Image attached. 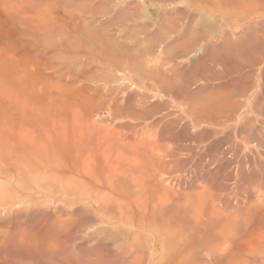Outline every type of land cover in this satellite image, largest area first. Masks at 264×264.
<instances>
[{
  "label": "bare ground",
  "instance_id": "1",
  "mask_svg": "<svg viewBox=\"0 0 264 264\" xmlns=\"http://www.w3.org/2000/svg\"><path fill=\"white\" fill-rule=\"evenodd\" d=\"M66 1L67 3L72 2ZM139 1L143 3L145 0H138V4ZM89 2H92V0H88V4ZM111 2H109V6L112 4ZM128 2L129 5L130 2L132 3L131 0H128ZM147 2L150 3L151 1L147 0ZM162 2H165V0ZM162 2L158 3L159 6L157 8L159 7V9L156 8V10H160ZM169 2H173L172 4H175V2L176 4L179 3L181 7L186 4L184 7L193 12L199 10L201 5H205L206 10L212 9L211 11L216 14L219 12L218 15L221 14V20L226 18L230 20V23L235 22L233 26H237L236 29L238 27L241 28V24H238V26L236 23L237 18L242 19L248 14L256 13H259L258 15H262V17L264 16V13H262L264 11V0H171ZM151 3L155 2L152 1ZM64 4L65 2L63 6L61 4L63 9L60 7L62 11H64V7L66 8ZM83 4L81 6L79 4L80 8H75L74 12L77 11V13L73 12L74 8L70 7V9L67 7L69 11L66 10L67 8L65 9L66 20H61L64 24L61 22L60 24L57 18L58 25L61 26H58L59 28L56 30H60L61 27L64 28L65 26L67 27L65 31L68 30L69 24L66 22L71 20V24H73L71 27L75 26V29L77 28L78 31H81L82 35L83 30L87 31V36L84 35L87 42L90 43V40H92L93 44L97 43L96 38H98L99 41L103 40L100 43L101 45L99 44L102 47V44L107 39H99L96 36L101 33L96 34V26L94 24L100 23L101 25L103 23H101L102 21L97 22L100 17L96 18L93 11V8H96L94 7L95 4L90 3L86 6ZM122 4H127L126 0H115L112 5L114 8H120ZM163 4L165 5V3ZM103 5H107L105 1ZM153 5L150 6L153 7ZM178 6L174 8L177 12L186 10H179L180 7ZM140 7L142 9L146 8L145 5ZM149 7L146 9H149ZM162 7L164 10L166 5ZM110 8V10L105 8L108 14L112 10V7ZM100 9L95 10L98 11ZM146 9L143 13L144 15L147 14L148 10L146 11ZM48 11L52 12L50 8ZM168 11L171 12L170 10ZM67 12L71 19L68 18ZM101 12L104 13L105 11ZM177 12L175 13L177 14ZM15 13L18 14L16 11ZM97 13L100 12L98 11ZM162 13L164 14V12ZM85 14H88V17ZM42 15L45 16V14ZM54 16H50L51 19ZM54 18L56 20V17ZM248 18H251V16L246 18L247 23L250 21ZM51 19H49L50 23H57L51 22ZM226 19L222 22H227ZM164 20L166 19L164 18ZM172 20L175 21L177 19H167L168 22L171 21V24ZM44 21L42 19L43 24L48 23V20ZM177 22L179 24L178 20ZM261 22L258 25L262 26ZM170 23L168 24L170 25ZM238 23H241V21ZM65 24H68V26ZM242 24H244L243 29L245 30L246 24ZM40 25L38 24V26ZM46 25L51 28L50 24ZM41 26L47 31L45 25ZM53 26L54 28L52 29L55 30L57 24ZM89 26L91 29L93 28L91 32H89ZM170 26H173V24ZM231 26L230 24L229 27ZM164 28L166 29L165 26ZM43 29L41 32L39 29L40 35H48L45 34ZM168 29L170 27L166 31ZM178 29L180 30V28ZM56 30L54 31L55 34L57 33ZM72 30L71 32L75 33L76 30ZM173 30L171 29L170 31ZM61 31L62 29L60 34H63V31L62 33ZM78 31L77 33L80 35L81 32L79 34ZM175 31L177 34L178 30L176 29ZM29 32L31 33V31ZM178 32L180 34V31ZM228 32L230 33V31ZM68 33L69 36H72L71 39H78L70 31ZM262 34L264 35L263 32ZM63 35H67V33ZM220 36L226 37L225 35ZM249 36L248 38L251 41L253 38L251 39V36ZM67 37L65 36L64 38L67 39ZM256 37H254L255 42L252 40L254 45L249 44L251 43L250 41H248L249 43L246 41L248 44V51L246 52L244 51L245 48L243 49L239 45L240 41L238 44L235 41L232 42L233 40L229 38L228 41L227 37L224 38L225 43L227 41L230 42V40L232 43L229 45L227 42L225 45L223 41L224 50H228L224 52V55H218L220 53L213 55L216 59L214 62L227 65V69H230L229 65L232 61L229 59L233 55L237 57L239 54V57H237V60H239L247 57L253 51H255L253 54L259 53L256 52L259 50L261 53L258 54L260 58L261 55H264V44H261L264 41L260 45L257 40L263 36L257 37V40ZM240 39L242 41L244 38ZM109 41H106V45L109 44ZM260 41L258 40V42ZM243 43L245 44V42ZM63 45L66 46V44ZM56 47H52V50L56 49L57 51ZM106 47L102 48L105 50ZM245 47L247 49V46ZM48 48L51 50L50 47ZM102 48L97 47L96 50H99L95 54L101 53ZM43 49L47 50L46 48ZM107 49L105 50L106 52L108 51ZM241 49L242 52L249 54L246 55L241 52L242 55H245L242 57L240 55ZM78 51H75L77 53L71 59L68 57L70 59L68 61L66 60L68 58L64 57L67 62H71L76 57L75 60L68 64H63L65 60L61 62L60 59L59 61L62 64L60 62L57 64L49 63L55 59L53 55V60H49L50 58L47 57L49 62L45 64L47 59L43 55L48 53H43L42 55L46 60L39 56L43 59H41L43 62L44 60L46 62H40L44 65V68L38 62L41 67L37 65V68H40L39 70L42 68L44 71L48 70L49 72L47 71V75L42 73L39 76L40 79H36L37 81H35L37 76H34V73L33 79L29 75L28 77L31 79L26 77L30 79V82L34 80V84L43 78L45 79H43L45 82L41 81L40 84L43 85V88L41 87L42 89H40L38 87L36 92L35 90L31 91L24 89V87L22 88L21 85L26 83L25 86H27L28 83L26 81L24 83V80H20L23 82L22 84H19L18 78L14 80L18 79L19 83L12 81L14 76L12 78L11 74L14 71V62L8 61L9 64H12L10 66L7 61L0 59V264H264V166L262 167V164H260V158H255L254 156L258 154L257 156L264 157V130H262L264 127L261 126L264 121L257 119L259 114L257 116L252 112L254 109H259L254 107V105H249L252 103L250 99L242 101L246 97L241 93H246L247 91L242 89L243 92L241 93L239 91L235 92L234 89L237 86L234 85L236 88L232 89L234 90L232 93H236V95L228 91V94H231L230 97L226 96L227 99H225V96H219L222 101L217 102L219 101L217 100V105L215 98L212 97V100L210 98L209 101H214V105H209L206 102V105L203 103L200 106L197 105L200 98L198 97V101L195 98L201 87L193 89V86L190 85L191 80L189 78H187L188 81L187 79L184 80L182 74L183 77H180L182 80L175 78V73L179 69H176L173 65L174 59L177 60L176 57L178 56L183 62L182 59L184 57L182 58V54L180 55L181 57L178 54L176 56L172 55L173 58L175 57L174 59L170 57L173 62L170 61L172 66L169 68L167 67L168 63L166 65L162 60V63L160 61L154 63L157 60H155V57L153 59L150 52L148 56H150L149 58L152 57L154 64L151 62L152 60L147 57L149 61L145 57L147 55L144 57L148 61L146 59V61L143 60L145 64L146 62L153 64H148L149 69H147L148 65H145L147 66L145 68L139 67L140 64L137 65L139 61L136 59L134 60L137 63L131 64V59L133 60L131 56L132 58L130 57L129 62L125 61L131 65H124L125 69L121 64V59H117L119 57H115V60L112 57L113 62L108 57L111 62L107 64L106 62H109L107 61L108 59L106 58L107 60H105L102 55L103 58L99 57V54L96 59L89 55L94 60L92 61L94 62L93 64L90 60L88 61L90 58L78 60L77 58H84V56L80 55L83 50ZM85 51L84 54L87 53ZM51 53L53 52L51 51ZM107 53L109 54L111 51ZM211 54L209 53L210 56ZM229 54H231L230 57L228 56ZM153 55L155 56L154 53ZM209 55L207 56L209 57ZM57 56H55L56 59ZM161 56L162 54L159 55V57ZM167 56H164L165 59ZM156 57L158 58L157 54ZM208 57L202 58L213 59L211 58L212 56ZM251 57L249 58L251 59ZM64 58H61V60ZM170 58L167 57V60ZM255 58L253 57L254 62ZM187 59L189 60V58ZM187 59H184V62H188L185 61ZM261 59L262 57L260 59L257 57L254 65L260 64ZM181 61L179 62L182 63ZM194 61L197 62L196 59ZM204 61L197 64V68L201 64V67H204L205 63L208 62ZM176 62L178 66L180 63ZM189 62L191 61L189 60ZM250 62L253 64L252 59ZM140 63L142 64V62ZM82 64L94 67L87 69ZM104 64H107V66ZM78 65L86 68L78 69L77 67H80ZM248 65L249 63L245 64V66ZM232 66L230 67L232 68ZM236 66L238 67V65ZM201 67L198 69L202 70ZM223 67L225 68V66ZM172 68L176 69L175 73L172 72ZM183 68L181 67V69ZM123 69L130 74L125 76L126 72H123ZM94 70L95 74L97 70L98 76V71L103 75L102 77H96L97 80L99 79L98 81L94 79V74H92L93 77L90 76L92 72L94 73ZM178 72L179 74L181 73L180 71ZM8 73L11 74L8 76ZM218 73L220 72L218 71ZM124 77H127V79L134 78L133 80L131 78L133 83L139 79L140 82L141 80L143 82L146 81L145 84L148 81H152V83L148 82L147 86L145 85L146 88L150 89V92H147L149 91L147 88V90L144 89L143 93L156 92L157 96L154 93L152 95L154 94L157 97V101L159 99V102L164 103V105H168L170 100L171 103L172 101L176 102V110L177 105L178 107L181 106L182 109L185 107L183 114L172 117L175 109L169 108L171 105L165 106L168 107V110H171L167 112V108L165 109L164 105L158 104L155 100V104L157 103V105H161L165 109L164 112L158 111L161 106H153V96L149 97L148 94L147 100L145 99L144 101L145 95L142 98L141 91L139 96L135 95L136 97L138 96L137 99L142 98L141 101L137 100L138 103L140 101L141 105L137 106V103H135L132 106L131 104L136 102L135 100L133 103L127 102V106H124L122 104V102L125 103L123 100L124 95L127 97V94H131V91L128 93L127 86L126 88L123 86L124 88L121 90L122 86L118 85H121L126 80ZM54 78H57L58 82H56L58 84L55 83ZM175 79L177 80L175 81ZM225 79L227 80L226 77ZM127 81L131 84V81ZM194 81L196 80L191 83ZM99 82L101 83L98 84ZM202 83L199 81V84ZM206 83L208 84V82ZM136 84H139V82ZM202 86L204 87L205 84ZM241 86L243 87V85ZM220 87L218 88L221 90L223 87ZM131 88L129 87L128 90ZM38 89L39 91L37 92ZM137 89L134 90L137 91ZM113 90L115 93L112 92ZM120 90L127 93L122 94L123 92ZM134 90L132 89V93ZM135 91V94H139V92ZM84 92L88 93H86L87 96ZM208 92L206 93L209 95L210 93ZM213 92H216V90ZM213 92L210 96H213ZM90 93L92 94L90 95ZM147 93L145 94L147 95ZM121 94L123 97H120ZM207 94H205V97ZM148 97L149 100H152L151 106H153V109L158 107V115L155 114L157 111L153 110L155 111L154 113L152 107H149V103L147 104ZM156 97H153V99ZM67 98H72L73 102L80 100V108L84 103L82 106L85 107L81 108H84V111L81 112V109L77 108L75 110L74 104L70 106L71 108L68 107L71 104L67 102H71L72 99L66 101L65 99ZM133 98L135 99V97ZM259 98H256L257 101H259ZM74 99L76 100L74 101ZM251 100L254 101L255 99L251 98ZM64 101L68 105L66 104L67 107L63 108H68V112L70 111L69 108L72 109L73 107L74 113H67L61 108L65 105H63ZM204 101L206 100L204 99ZM263 101L264 99L261 97L257 106L260 102L262 104ZM221 102H226V104H221ZM254 102L253 104L257 103ZM218 103L222 106H218ZM262 105L264 107V103ZM134 106L141 107L135 108ZM244 106L248 107L247 111H242ZM249 106L251 107L249 108ZM180 108L178 110L182 111ZM249 109L252 111H249ZM77 110L78 112H76ZM103 110L108 111L107 117L103 118L101 117L102 115H99L96 119L95 116ZM257 110L255 112L262 114L260 110ZM248 112L257 116L253 118L254 123L252 122V125L254 126L250 124L251 122H246L251 117ZM179 113L177 115H180ZM170 117L172 118L169 119ZM103 120H107L106 122L111 121L112 125H110V122H108L109 125H103L105 124L102 122ZM255 121L261 124L259 128ZM246 123L250 124V126ZM220 135H224L223 138L221 137L222 139H219ZM246 152L250 154L248 153L247 155ZM239 153L241 156L244 154L245 157L243 156V159L239 158ZM251 154L254 156H251L253 159L249 157Z\"/></svg>",
  "mask_w": 264,
  "mask_h": 264
},
{
  "label": "rangeland",
  "instance_id": "2",
  "mask_svg": "<svg viewBox=\"0 0 264 264\" xmlns=\"http://www.w3.org/2000/svg\"><path fill=\"white\" fill-rule=\"evenodd\" d=\"M58 1H59V3H58ZM74 3H72V2ZM80 3H79V2ZM89 1H91V0H89ZM96 0H92V2H89V4L90 3H92V4H95L94 5V7H96V8H93V11L95 12V16H96V18L97 17H100V18H98L97 19V22H101V23H103V24H101L102 26H104V27H102L101 25H100V23H95L94 25L96 26V30H95V32H96V34H98V33H101V34H103V35H96L97 37H99V39H107V40H110L108 43L109 44H107L106 45V41L107 40H105L104 42V44H102L103 46V48L104 47H106L105 48V50L107 49L109 52L111 51V53H107L100 45V43L101 42H103V40H98V38H96L97 39V43H94L95 44V46H94V44H93V42H92V40H90V43L89 42H87L86 41V38H85V36L84 35H86L87 36V31H85V30H83V35H82V32L81 31H78V29L76 28L75 29V26L72 28L71 26L73 25V24H71V20H69V22H66V23H68L69 24V26H68V24H65V25H67L68 26V30L70 31V33L71 34H73V36H75L76 38H78V39H71V37L72 36H69L68 34V30H66L65 31V28H67L66 26L64 27V28H60V30L62 29V31H63V34H66L67 33V35H68V37H67V35H63V34H60V30L58 31V30H56L57 28H59L61 25H58V22L60 23H63V21H65L66 19V11H65V9L67 8V7H71L72 9L74 8V10H73V12L75 11V8H80L79 7V4H80V6L83 4V5H89L88 4V0H69V2H71L72 3V5H71V3H67V1L66 0H0V59L1 60H4V61H7V63H8V61H11L13 64H15V65H13L14 66V71H13V73H12V70H11V73L13 74H11V73H8V76H9V74H11V76H12V78H13V76H14V78H13V80L12 81H15V82H17V83H19L18 82V79H19V81L21 80H24V83H25V81L26 82H28L27 83V86H25V84H23V85H21L22 86V88L24 87V89H28V90H31V91H34L35 90V92H36V89L38 88V87H40V89H42L43 87V85H40L41 84V81L43 82L44 80L42 79V80H40L39 82H36L35 84H34V82L35 81H37L38 79H40V77L39 76H41L42 75V73L44 74V75H47V73L49 72L48 70V72L46 71H44L42 68H41V70H39L38 68H37V65H38V67H41V65L43 66V68H44V65L42 64V63H40V62H43L42 60L43 59H47V57H49L50 59L49 60H53V57H52V55L54 56V60L53 61H51V62H49V60L47 59V63H45L46 61V59L44 60V62L43 63H45V64H48V62L49 63H59L60 61L61 62H63V60H65V58L64 57H70V59L73 57V56H75V53H77V52H75L76 50L78 51V52H80L81 50H83V51H81V53H80V55H82V57L84 56V58L82 59L81 57L80 58H77L78 60L80 59V60H86V59H88V58H90V56H92L94 59H96V57L97 56H99V54H100V56L99 57H104L105 58V60H107L108 59V57H110L109 59H111L112 57H114V58H112L113 60H115L116 58L115 57H119V58H117L118 60H120L121 59V61H122V66L123 67H125V66H128V64L129 65H131L132 63H137L136 62V60L137 61H139V63H137V65H139V67L140 66H142L141 68H145V67H147V66H145V65H148V64H150L151 62L153 63V59H154V57H155V60H157V61H154V63H156V62H158V61H160L161 63H162V61H163V63L164 64H166L167 65V63H168V66L167 67H171L172 65H171V63H170V61H172L171 60V58L170 57H172L173 58V56L172 55H174V56H176L177 54L180 56L181 54V56H182V60H183V62L178 58V56L176 57V59L177 60H175L174 58V61L176 62V61H181L182 63H178L179 65L177 66V62H176V64H174L173 63V65H174V67L176 68V69H179V70H177L176 71V69L175 68H172L173 70H172V72H174V71H176V73L178 72V71H180L181 73L179 74V72L177 73V75H176V73H175V78H180L182 75L184 76V80H186L187 78H189L190 80H191V82L193 81V80H196V81H194L193 83H195V84H197V85H195V84H193V83H191L190 82V80H189V82H190V85H192L193 87V89H197L196 87H201V89H199L200 91L198 92V94H196V98H195V100H197L198 101V99H199V101H198V103H197V105H203V103L205 104L206 102H207V104H209V105H214L215 104V102L217 101V100H219V101H217V102H220V101H222V99L220 100V97L219 96H225V99H227V97L226 96H229L230 97V93L228 94V91L229 92H231L232 93V91H234L235 90V92H238L239 91V93H241V92H243V90H246L247 92L246 93H241V94H243L246 98H244L243 100H242V98H241V100L242 101H244L245 99H246V101H247V99H250V101H252V103H250L249 105H254V107H257L260 111H261V113L262 114H260V113H258V112H255L256 110L254 109V107H252V109H254L253 111L251 110V109H249V111H252V112H254V114H256L257 116H258V114H259V118H257V119H261L262 121H264V107H263V103H264V101L262 102V104H261V102L259 103V105L257 106V104H258V102L260 101V98L262 97V99H264V97H263V95H264V91H263V89H264V55L262 56L261 55V57H262V61H260V64H255L254 65V63L256 62V60H257V57H258V59H260L259 58V56L260 55H258L259 53H260V51L259 50H257L256 52H259V53H254V54H257V55H254L253 54V52H255V51H253V52H251L250 53V55H248V54H246V53H244V52H242V49L240 50V55H242L241 54V52L242 53H244V54H246V55H248L249 57H251V55H252V57H251V59H252V61H253V64H251L252 62H250L251 61V59L247 56V57H244V58H241V56H240V58L242 59V62H241V59H239V60H237V57H239V54H238V56L236 57V56H232V58L230 57V55L231 54H229L228 56L230 57V61H232V62H230V65H229V68L230 69H227L228 67H226L227 65H222V64H219L218 62L216 63V62H214V61H216V59H215V57H213V55L215 56L216 54H218V53H220V54H218V55H224V52L225 51H227L228 49H226V50H224V47L225 46H222L223 45V41L225 40L224 38H226L227 37V39L229 38V39H231V40H233L232 42H234L235 41V43H238L239 44V41H240V46L244 49L245 48V52L246 51H248V44H247V42L248 41H250L249 40V38H248V36L250 35L251 36V39L252 40H254V42H255V38L254 37H264V35L262 34V32L264 33V28H263V24H264V16L262 17V15H258L259 13H256L257 14V16H256V14H248L246 17H243L242 19H239V18H237V20H236V23H237V25L238 24H241V28L240 27H238V29H236V27L237 26H233V25H235V22H233V23H230V20H227L226 18H224L223 16H222V18H224V19H226L227 20V22L228 23H230L232 26L231 27H229L230 26V24L227 26V22H225V23H227V24H225V23H223L224 22V19L223 20H221V14L220 15H218V13L216 14V13H213L214 11H211L212 9H210V10H206V7H205V5H201V8L204 6L205 7V10H204V7L201 9H199V10H196V12H193V11H190L189 9H186L185 7H184V5H186V4H183L182 6L183 7H181V5L179 4V3H177L176 4V2H175V4H172L173 2H169V1H171V0H168V1H166L165 0V2H162L163 0H148V1H153V2H155V3H149V2H147V0H145L144 2L146 3H142V1L140 2L139 1V4L140 3H142V4H138L137 2H138V0H131L132 1V3L130 2V5H129V2H128V0H126V3L127 4H122V6H120V8H114L113 7V2L115 1V0H103V2H101L102 0H97L96 1V3H94ZM104 1H105V4H107L106 6L105 5H103L104 4ZM123 1H125V0H123ZM130 1V0H129ZM162 2V4L160 5V12L158 11V10H156V8H157V6H159V4L158 3H161ZM28 2V3H27ZM65 2V4L64 5H66V8L64 7V11H62V9H63V3ZM77 3V5H75L76 3ZM109 2H111L112 4H110V6H109ZM32 3H33V6H32ZM62 4V6H61V4ZM69 4V5H71V6H69V5H67V4ZM149 3V4H148ZM157 3V4H156ZM163 3H165V5H166V7L164 8V10H163V7L162 6H165ZM97 4V5H96ZM98 4H100L101 5V7H100V5H98ZM133 4V5H132ZM138 4V5H137ZM153 4H155V5H153ZM209 4V3H208ZM31 5V6H30ZM39 5V6H38ZM57 5V6H56ZM60 5V6H59ZM73 5H74V7H73ZM124 5V6H123ZM143 6V5H145V7H146V5H153V7L152 6H147L146 8H148L149 7V9H146V15H144L143 13L145 12V9L143 8H141L140 6ZM180 7L179 8V10H185V11H179V12H177V10L176 9H174L175 7ZM37 6V7H36ZM59 6V7H58ZM76 6V7H75ZM98 6V7H97ZM102 6H103V8H102ZM105 6V7H104ZM126 6V7H125ZM155 6V7H154ZM62 9H61V8ZM110 7H112V10L111 11H109L111 8ZM122 7V8H121ZM124 7V8H123ZM171 7V8H170ZM33 8V9H32ZM49 8H50V10L53 12H49L48 10H49ZM70 8V9H71ZM77 8V9H78ZM99 8H101L100 10H98L100 13H97L98 11L97 10H95V9H99ZM105 8H106V10H107V8L109 9L108 11H109V14H108V12H106V10H105ZM140 8H141V11H140ZM155 8V9H154ZM170 10L171 12H169L168 10ZM182 8V9H181ZM184 8V9H183ZM82 9H84V7H82ZM103 9V10H102ZM119 11H118V10ZM157 9H159V7L157 8ZM163 11H162V10ZM173 9V10H172ZM59 10H61V11H59ZM66 10H68L69 11V9L67 8ZM80 10V9H79ZM115 10V11H114ZM128 10V11H127ZM144 10V11H143ZM175 10V11H174ZM13 11V12H12ZM15 11L18 13V14H16L15 13ZM82 11H84V10H82ZM81 11V12H82ZM101 11H105L104 13L103 12H101ZM143 11V12H142ZM158 11V12H157ZM167 12V14H166V12ZM61 12V13H60ZM64 12V13H63ZM70 12H72V10H70ZM80 12V11H79ZM78 12V13H79ZM112 12V13H111ZM117 12V13H116ZM127 12V13H126ZM141 12V13H140ZM162 12H164V14L162 13ZM169 12V13H168ZM175 12H177V14L175 13ZM186 14H185V13ZM188 12V13H187ZM192 12V13H191ZM208 12V13H207ZM48 13H51V14H48ZM74 13H77V11L76 12H74ZM156 13V14H155ZM182 13V14H181ZM185 15H184V14ZM262 13H264V11H262ZM261 13V14H262ZM42 14H45V16H43ZM48 14V15H47ZM53 14V15H52ZM155 14V15H154ZM15 15V16H14ZM55 15V16H54ZM64 15H65V17H64ZM69 15V13L67 12V16ZM86 15V17H88V14H85ZM105 15H106V17H105ZM136 15V16H135ZM181 15V16H180ZM215 15V16H214ZM255 15V16H254ZM52 16H54V17H56V20H54L55 18L53 17V19H51V17ZM89 16H91V14H89ZM145 16H147V17H145ZM151 16V17H150ZM183 16V17H182ZM249 16H251V18H248V20H250L248 23H247V17H249ZM252 16H254V17H252ZM259 16H261V17H259ZM10 17V18H9ZM41 17V18H40ZM43 17V18H42ZM49 17V18H48ZM142 17H143V19H142ZM150 17V18H149ZM156 17V18H155ZM166 19V20H164V18ZM179 17V18H178ZM188 17V18H187ZM57 18H58V22H57ZM68 18L69 19H71V17L70 16H68ZM67 18V19H68ZM105 18V19H104ZM146 18H149V19H146ZM153 18V19H152ZM175 18L179 21V24H178V22H177V20H175ZM13 19V20H12ZM41 19V20H40ZM42 19H43V21L44 20H48V23L46 22V24H50V26H51V28L50 27H48L45 23L43 24V22H42ZM49 19H51L52 21L51 22H57L56 24H57V27L55 28V30L57 31V33L55 34V30L54 29H52V28H54V26L53 25H56V24H52V23H50V20ZM59 19H60V21H59ZM63 19H65V20H63ZM91 19V18H90ZM146 19V20H145ZM167 19H169V20H171V19H174L175 21H173L172 22V24H173V26H170V25H172L170 22L171 21H167ZM183 19V21L181 22V20ZM229 19V18H228ZM234 19H236V18H234ZM238 19H239V21H241V23H238L239 21H238ZM243 19H244V21H243ZM257 19V20H256ZM54 20V21H53ZM61 20H63V21H61ZM144 20V21H143ZM233 20V19H232ZM246 20V21H245ZM263 20V21H262ZM15 21V22H14ZM41 22V25H45L47 28V31H45L43 28H42V26L40 25V22ZM68 21V20H67ZM148 21V22H147ZM223 21V22H222ZM234 21V20H233ZM255 21H257V23H255ZM262 21V22H261ZM39 22V23H38ZM45 22V21H44ZM163 22V23H162ZM170 23V25L168 24V23ZM176 22V23H175ZM232 22V21H231ZM252 22V23H251ZM259 22H261L262 24V26H260V25H258V24H260ZM60 23V24H61ZM184 23V24H183ZM242 23H247L246 24V26H245V30L243 29L244 28V24H242ZM38 24L41 26H38ZM52 24V25H51ZM64 24V23H63ZM62 24V25H63ZM71 24V25H70ZM162 24H164V25H162ZM166 24V25H165ZM180 24H182V25H180ZM222 24H224V25H222ZM250 24V25H249ZM24 25V26H23ZM94 25H93V27H94ZM167 25H168V27H167ZM176 25H178L177 27L178 28H180V30L177 28V27H175ZM248 25V26H247ZM258 25V26H257ZM22 26V27H21ZM45 26H44V28H45ZM59 26V27H58ZM99 26V27H98ZM164 26L166 27V29L167 28H169L170 27V29H168V31H166V29L164 28ZM182 26H183V28H182ZM221 26H224V27H226V28H224V27H221ZM239 26V25H238ZM243 26V27H242ZM39 27V28H38ZM71 27V28H70ZM153 27V28H152ZM178 30V31H180V34H179V32L177 31V34H176V29ZM228 27V28H227ZM26 28H27V30H26ZM43 29V31H45V34H48V35H43L42 33V35H40V33H39V29H40V32L42 31V29ZM50 28V29H49ZM76 30L75 31V33L74 32H71V30ZM88 28H89V30H88ZM87 28V30L89 31V32H91V30H93V28L91 29V27L89 26ZM97 28H98V31H97ZM101 28H102V30H101ZM103 28H104V30H103ZM161 28H163V29H161ZM173 28H174V30H173ZM232 29V31H231V29ZM262 28V29H261ZM64 29V30H63ZM173 30V31H170V30ZM242 29V30H241ZM54 30V31H53ZM72 30V31H73ZM106 30V31H105ZM29 31H31V33L29 32ZM62 31H61V33H62ZM77 31L79 32V34H80V32H81V34L80 35H78V33H77ZM84 31H85V33H84ZM104 31V32H103ZM162 31V32H161ZM163 31H165V32H163ZM221 31H223L221 34H220V32ZM226 31H227V33H226ZM228 31H230V33L228 32ZM262 31V32H261ZM29 32V33H28ZM48 32H50V33H48ZM52 32V33H51ZM53 32H54V34H53ZM59 32V33H58ZM157 32V33H156ZM175 32V33H174ZM261 32V33H260ZM77 33V34H76ZM224 33V34H223ZM227 35H226V34ZM229 33V34H228ZM260 33V34H259ZM31 35V36H29V35ZM70 34V35H71ZM176 34V35H175ZM23 35V36H22ZM32 35H33V37H32ZM195 35V36H194ZM217 35V36H216ZM220 35H225L226 37H224V36H220ZM231 35H233V36H231ZM247 35V36H246ZM259 35H262V36H259ZM67 37V39H65L64 37ZM79 36V37H78ZM102 36V37H101ZM105 36V38H103ZM157 36V37H156ZM171 36H172V38H171ZM220 36V37H219ZM249 36V37H250ZM101 37V38H100ZM194 37V38H193ZM224 37V38H223ZM244 38L245 39V41H244V39L241 41V39L240 38ZM257 37H256V40H257ZM260 38L261 39V41H260V39H258L260 42H258V40H257V43L258 44H260L262 41H264V38ZM33 38H34V40H33ZM69 38V39H68ZM89 38V37H88ZM88 38H87V40H88ZM168 38V39H167ZM170 38H171V40H170ZM176 38V39H175ZM221 40H220V39ZM248 38V40H246ZM63 40V43H62V40ZM71 39V40H70ZM149 39H151V40H149ZM178 39V40H177ZM223 39V40H222ZM229 39H228V41H229ZM239 39V40H238ZM263 39V40H262ZM73 40V41H72ZM231 40H230V42H226L227 44H229L230 45V43H232L231 42ZM236 40H238L237 42H236ZM252 40L250 41L251 43H249V44H252V45H254V42L252 43ZM65 41H67V42H65ZM89 41V40H88ZM99 41V42H98ZM113 41V42H112ZM185 41V42H184ZM217 41V42H216ZM247 41V42H246ZM73 42V43H72ZM75 42V43H74ZM92 42V43H91ZM243 42H245V44H247V45H245L244 43H243V45H241ZM47 43V44H46ZM188 43V44H187ZM216 43V44H215ZM219 43V44H218ZM226 43H225V41H224V44L226 45ZM63 44H66V46H67V48H65L66 46L65 45H63ZM99 45V46H97V45ZM185 44V45H184ZM261 44H264V42L263 43H261ZM260 44V45H261ZM47 45V46H46ZM70 45V46H69ZM74 45V46H73ZM109 45V46H108ZM110 45H111V47H110ZM155 45V46H154ZM216 45V46H215ZM44 46V47H43ZM57 46V47H56ZM65 46V47H64ZM81 46V47H80ZM163 46V47H162ZM228 46V45H227ZM226 46V47H227ZM244 46V47H243ZM245 46H247V49H246V47ZM46 48L47 50L49 49L48 47H50L51 48V50L49 49V51L51 52H53V53H51L50 54V52L49 51H47V50H45V49H43V48ZM52 47H56L57 48V51H56V49L55 50H52L53 48ZM78 47H80L79 49H78ZM95 47V48H94ZM97 47H99L100 49L102 48V51H101V53L99 52V54H95L96 53V51L98 52V50H96L97 49ZM110 47V48H109ZM149 47H150V49H149ZM154 47V48H153ZM157 47V48H156ZM181 47V48H180ZM153 48V49H152ZM178 48V49H177ZM183 48V49H182ZM201 48V49H200ZM213 48V49H212ZM92 49V50H91ZM110 49V50H109ZM37 50H38V52H37ZM41 52H40V51ZM75 50V51H74ZM84 50H86L85 52H87V53H85L84 54ZM89 50H91V51H89ZM95 50V51H94ZM154 50V51H153ZM170 52H169V51ZM208 50H210V51H208ZM223 50V51H222ZM159 51V52H158ZM166 51V52H165ZM167 51H168V53H167ZM185 51V52H184ZM191 51H193L191 54H190V52ZM207 51V52H206ZM212 51V52H211ZM56 52V53H55ZM83 52V53H82ZM151 52V54H149V55H151L152 57H153V59H152V57L151 58H149L150 56H148V53H150ZM157 52V53H156ZM160 52H162V53H160ZM187 52H189L188 53V55H186L187 54ZM43 53H48V54H45V55H43ZM59 53V54H58ZM91 53V54H90ZM115 55H114V54ZM153 53L155 54V56L153 55ZM195 53V54H194ZM206 53H207V55H209V53L211 54V56L209 55V57H211V58H213L212 60L206 55ZM223 53V54H222ZM228 53H230V52H228ZM239 53V52H238ZM61 54H63V55H61ZM93 54V55H92ZM114 56H113V55ZM156 54H157V56H158V58L156 57ZM160 54H162V59H161V57H159V55ZM167 54H168V56H167ZM197 54V55H196ZM225 54H227V53H225ZM261 54V53H260ZM45 57H43V56ZM48 55H50V56H48ZM59 57H58V56ZM72 55V56H71ZM87 57H86V56ZM90 55V56H89ZM96 55V56H95ZM102 55V56H101ZM108 55V56H107ZM145 55H147V56H145ZM167 56V57H169L170 59L169 60H167V57H166V59H165V57L164 56ZM185 55H186V58H185ZM193 55V56H192ZM39 56H41L42 58H40ZM55 56H57V59H56V57ZM133 57V60L134 59H136V60H132L131 59V64L130 63H126L128 60H130V57ZM140 56V57H139ZM147 58H149L150 60H152L151 62H149V63H147L146 62V64H145V61L148 59H146L145 57ZM180 56V57H181ZM243 56H245V55H242V57ZM257 56V57H256ZM102 57V58H103ZM127 57V58H126ZM131 57V58H132ZM203 57V58H209V60L208 59H201V58ZM235 57H236V60H235ZM253 57L255 58V62H254V59H253ZM4 58V59H3ZM61 58H64V59H62L61 60ZM75 58L76 57H74V59H72V60H75ZM93 58H90V59H88V61L90 60V62L91 63H93L94 64V62H92V61H94L93 60ZM98 58V57H97ZM107 58V59H106ZM125 58V59H124ZM157 58V59H156ZM187 58H189V60L191 61V62H189V60L187 59ZM201 60V62H200V60ZM248 58H249V60H248ZM12 59V60H11ZM42 59V60H41ZM59 59H60V61H59ZM69 58L68 59H66L67 61L68 60H70ZM107 60V61H109V62H106L107 64H109L110 62H111V60ZM146 59V60H145ZM148 59V60H149ZM158 59H160V60H158ZM179 59V60H178ZM184 59H187V60H185V61H188V62H184ZM197 60V62H199V63H197L196 61H194V60ZM233 59V60H232ZM243 59H245L246 60V62H245V60H243ZM14 60V61H13ZM65 60V61H66ZM72 60H71V62H72ZM113 60H112V62H113ZM123 60H124V62H123ZM143 60H145V61H143ZM147 60V61H148ZM149 60V61H150ZM162 60V61H161ZM165 60V61H164ZM166 60H167V62H166ZM203 60V61H202ZM204 60H206V61H208L207 63H205V65H204V67H206V68H204L203 66V68L201 67V65L199 66L198 65V68H200L201 67V69L202 70H204V71H202V70H200V69H198L197 68V64H200V63H203V62H205ZM57 61V62H56ZM63 62V64L65 63H71L70 61L69 62ZM117 61V60H116ZM115 61V62H116ZM126 61V62H125ZM194 61V62H193ZM239 61H240V63H239ZM248 61V62H247ZM41 64L40 66H39V63ZM60 62V64H62ZM129 62V61H128ZM140 62H142V64L140 63ZM166 62V63H165ZM173 62V61H172ZM119 63H120V61H119ZM124 63V64H123ZM151 63V64H152ZM153 63V64H154ZM184 63V64H183ZM193 63V64H192ZM195 63H196V65H195ZM216 63V64H215ZM233 63H235L234 65H233ZM249 63V65L248 66H245V64L247 65ZM9 64V63H8ZM92 64V65H93ZM107 64H104L105 66H107ZM143 64H144V67H143ZM152 64V65H153ZM184 66H183V65ZM233 66H232V65ZM10 66H12V64L10 63L9 64ZM82 65H84V64H82ZM125 65V66H124ZM135 65V64H134ZM170 65V66H169ZM221 65V66H220ZM236 65H238V67L236 66ZM259 65V66H258ZM46 66V65H45ZM78 66H80V67H77L78 69H84V68H86L87 67V69H89V68H93L94 66H87V65H84V66H86V67H84V66H81V65H78ZM208 66V67H207ZM222 66H225V68L223 67L222 68ZM230 66H232V68L230 67ZM82 67H84V68H82ZM181 67L183 68V69H181ZM237 67V68H236ZM257 67V68H256ZM260 67V68H259ZM109 68V67H108ZM12 69V68H11ZM125 69H126V67H125ZM147 69H149V65H148V68ZM175 69V70H174ZM206 69V70H205ZM224 69H226V70H224ZM39 71V73H41V74H39L38 73V71ZM198 70V71H197ZM200 70V71H199ZM217 70V71H216ZM241 70V71H240ZM34 71V72H33ZM123 72H126L124 69L122 70ZM202 71V72H201ZM218 71L220 72V73H218ZM235 71V72H234ZM236 71H237V73H236ZM240 71V72H239ZM243 71V72H242ZM255 71V72H254ZM257 71V72H256ZM45 72V73H44ZM172 72H171V75H172ZM214 72V73H213ZM218 73L217 75H216V73ZM30 73H32V75H30ZM33 73H34V76H37L36 78H35V81L34 80H31V82H30V77H28V75L29 76H31L32 77V79H33ZM98 73H99V76H98V74H97V70H96V74H95V70H94V73L92 72L91 73V75L90 76H92L93 77V75L92 74H94L95 75V77H94V79L95 80H97V78L98 77H102L103 75H102V73L100 74V71H98ZM152 73V72H151ZM253 73V74H252ZM259 73V74H258ZM36 74V75H35ZM122 74H124V73H122ZM126 75L125 76H128L130 73L129 72H126L125 73ZM132 74V73H131ZM182 74V75H181ZM27 75V76H26ZM180 75V76H179ZM212 75V76H211ZM239 75V76H238ZM119 76H123V75H119ZM130 76H133V75H130ZM174 76V75H173ZM177 76V77H176ZM182 76V77H183ZM223 76V77H222ZM229 76V77H228ZM244 76V77H243ZM250 76V77H249ZM26 77H28V78H30V79H28V78H26ZM91 77V79H93ZM97 77V78H96ZM186 77V78H185ZM191 77V78H190ZM193 77H194V79H193ZM222 77V78H221ZM225 77L227 78V80L225 79ZM249 77V78H248ZM15 78H18V79H16V80H14ZM24 78V79H23ZM38 78V79H37ZM125 79V81H127V80H129V81H131V84H130V82L128 83V81L127 82H125V81H123L122 82V84H124V85H120V84H118L119 86H122L121 88V90H123V86H125V88H126V86H127V91H128V93H130V91H131V94H127L128 96H130V97H126V95H124L125 97L124 98H126V99H124L123 98V100H124V102L125 103H123L122 101V104L124 105V106H127L126 104H128L127 102H131V103H133V101H135L136 100V102H134L133 104H131L132 106L133 105H135V103H137V106H139V105H141L140 104V101L142 100V96H144L145 95V98L143 99L144 101H145V99L147 98V96H148V94L149 93H147V92H150V89L148 88V90L149 91H147V92H144L143 93V91H145V90H147V88H146V86H147V84H149L150 82L152 83V81H148L146 84H145V82L146 81H144L143 82V80H141V82H143V83H141L140 82V79L139 80H136V81H134L135 83H133V79L134 78H132V80H131V78L130 79H127V77H124ZM129 78V77H128ZM219 78H221V79H219ZM28 81H27V80ZM37 79V80H36ZM93 79V80H94ZM101 79V78H100ZM103 79V78H102ZM174 79V78H173ZM177 79H175V81L177 80ZM193 79V80H192ZM216 79V80H215ZM219 79V80H218ZM243 79V80H242ZM260 79V80H259ZM10 80H11V77H10ZM99 80V79H98ZM97 80V81H98ZM180 80H182V78H180ZM204 80H206V81H204ZM209 80V81H208ZM20 81V83L19 84H22L23 82H21ZM54 81H55V83L56 84H58L57 82H58V80H57V78L55 79L54 78ZM54 81H52L53 82V84H55L54 83ZM57 81V82H56ZM179 81V80H178ZM187 81H188V79H187ZM198 81V82H197ZM199 81L202 83L203 81H204V83H202V84H199ZM211 81V82H210ZM217 81V82H216ZM259 81V82H258ZM45 82V81H44ZM137 82H139V84L141 85H139V84H136ZM206 82H208V84L206 83ZM213 82V83H212ZM31 83V84H30ZM101 82H99L98 84H100ZM121 83V82H120ZM127 85H126V84ZM211 83V84H210ZM217 83V84H216ZM40 86H39V85ZM42 84H44V83H42ZM55 84V85H56ZM90 84V83H89ZM102 84H103V82H102ZM205 84V86L203 87L202 85H204ZM207 84V85H206ZM212 86H210V85ZM232 84V85H231ZM116 86H117V84H115ZM114 85V86H115ZM146 85V86H145ZM198 85H201V86H198ZM209 85V86H208ZM216 85H217V88L218 87H220V88H222L223 87V85H225L221 90L218 88H216ZM220 85V86H219ZM227 85V86H226ZM234 85H236L237 86V88H239L238 90H237V88H236V86H234ZM241 85H243V87L241 86ZM256 85H257V87H256ZM33 88V90H32V88ZM34 86H36V87H34ZM57 86H60V85H57ZM56 86V87H57ZM140 86V87H139ZM150 86V85H149ZM42 87V88H41ZM129 87L131 88L130 90H128L129 89ZM136 87V88H135ZM226 87V88H225ZM227 87H229V88H227ZM234 87L236 88V89H234ZM241 87V88H240ZM138 88V89H137ZM214 88H216V89H214ZM132 89L134 90H136L137 89V91H135V92H139V94L138 93H134V91H133V93H132ZM141 89V90H140ZM143 89V90H142ZM145 89V90H144ZM212 89V90H211ZM226 89H227V91H226ZM232 89H234V90H232ZM243 89V90H242ZM120 90V91H121ZM124 90H126V89H124ZM216 90V92H213V91H215ZM218 90H220V91H222V92H218L217 93V91ZM223 90H224V92H223ZM241 90V91H240ZM39 91V89L37 90V92ZM140 91L142 92V95H141V99L140 98H138L137 99V97L141 94L140 93ZM153 91V90H152ZM151 91V92H152ZM208 92V93H212L213 92V96H210V94L208 95L206 92ZM212 91V92H211ZM226 91V92H225ZM112 92H114V90L112 91ZM117 92V91H116ZM118 92H119V90H118ZM121 92H123L122 94H126L127 92L126 91H121ZM204 92V93H203ZM85 93V92H84ZM87 93V92H86ZM86 93H85V95H86ZM115 93V92H114ZM145 93H147V95L145 94ZM152 93H156V92H152ZM152 93H150L149 94V97H156V96H154V94L152 95ZM215 93V94H214ZM238 93V94H239ZM257 95H256V94ZM88 94V93H87ZM92 93H90V95H91ZM118 94V93H117ZM116 94V95H117ZM121 94V95H122ZM204 94V95H203ZM205 94H207L206 95V97H205ZM232 94H235L236 95V93H232ZM240 94V95H241ZM246 94H247V96H246ZM89 95V96H90ZM120 95V97H123V95L121 96ZM135 95H138L137 97L135 96ZM87 96V95H86ZM88 96V97H89ZM202 96H204L203 98L206 100V101H204V99L202 98ZM253 96H255L254 98H253ZM133 97H135V99L133 98ZM149 97H148V101H147V104L149 103V107L151 108L152 107V111L153 110H155V111H157V108L156 107H154L155 109H153V106L154 105H156V106H161V105H157V103L159 104L160 102H159V99H158V101H157V97L155 98V99H153V97H152V100H153V103L154 102H156L157 101V103L155 104H153V106H151V102H152V100L150 101L149 100ZM199 97V98H198ZM208 97V99H206ZM212 97L213 98H215V102L214 101H209V99L211 98V100H212ZM258 97H260L259 98V101H257V99H258ZM132 98V99H131ZM217 98V99H216ZM223 98V97H222ZM251 98L252 99H255L254 101L255 102H257V103H255L253 100H251ZM257 98V99H256ZM72 99V98H71ZM71 99H65L66 101H68V100H71ZM130 99V100H129ZM225 99L223 98V100L225 101ZM76 99H74V101H75ZM126 100V101H125ZM137 100H140L139 101V103L137 102ZM147 100V99H146ZM156 100V101H155ZM66 101H64L63 102V105L65 104H71V105H68V107H70V106H72L73 104V107H74V109L76 110V108L77 109H81L82 107H85V106H82L81 105V108H80V104H81V101L80 100H76L77 102L79 101V103H77L76 101V103L75 102H73V99H72V101L71 102H67V103H65ZM161 101V100H160ZM209 101V102H208ZM162 102V101H161ZM169 102V101H168ZM217 102H216V105H217ZM227 102V101H226ZM226 102H223L224 104H226ZM253 102L256 104V106H255V104H253ZM170 103V104H169ZM168 103V105H164V103L162 104V103H160V104H162V105H164V107L165 106H170L169 108H173V109H175L174 110V113H173V115H172V117L173 116H181V114H183L182 112H183V109L185 108H183L182 109V107L180 108V107H178V105H177V110H176V102H173L172 101V103H171V100H170V102ZM174 103H175V106H174ZM214 103V104H213ZM222 102H221V104H223ZM79 105V106H75V105ZM219 105L218 106H220L221 104L220 103H218ZM62 106L61 108H63V107H67V105L66 106ZM173 105V106H172ZM206 105V104H205ZM248 105V104H247ZM247 105H245V106H247ZM137 106H134L135 108H140V107H137ZM222 106V105H221ZM225 106V105H224ZM223 106V107H224ZM244 106V107H245ZM251 106H249V108L251 107ZM259 106H261V107H259ZM73 107H72V109H70L69 108V110L70 111H68L69 113L71 112V113H74L73 111H75L74 109H73ZM79 107V108H78ZM164 107H160L159 109H158V111H162V112H164L165 111V109L167 110V112L168 111H171L170 109L168 110V107H165V109H163ZM243 107V108H244ZM180 108V110H182V111H179L178 109ZM242 108V111L243 110H248V107L246 108H244L243 109ZM63 110H65L66 112H67V110H68V108H63ZM246 110V111H247ZM259 110H257V111H259ZM81 112L82 111H84V108L83 109H81L80 110ZM79 111V112H80ZM155 111H153L154 113H155ZM156 112L155 114H157V113H159V112ZM173 111V110H172ZM176 111H178V112H180L179 114L180 115H177V113L178 112H176ZM245 111V112H246ZM263 111V112H262ZM67 112V113H68ZM76 112H78V110L76 111ZM80 112V113H81ZM176 112V113H175ZM79 113V114H80ZM98 113V112H97ZM97 113H95V114H97ZM170 113V112H169ZM249 113V112H248ZM99 115L101 116V117H107V115H108V111H105V110H103V111H101V112H99L98 113V115H96L95 116V118L97 119V116L99 117ZM158 115V114H157ZM185 115V114H184ZM249 116H253L252 118L251 117H249L248 119L249 120H247L246 122H251L250 124L252 125L253 123H254V119L253 118H256L257 116H255V115H253V113H249L248 114ZM172 117H170L169 119H171ZM261 117H263V118H261ZM94 118V119H95ZM250 119H252L251 121H250ZM256 120V119H255ZM107 120H103L102 122H104L105 124H103V125H109V123L108 122H110L111 123V121H108V122H106ZM102 122H101V124H102ZM253 122V123H252ZM100 123V122H99ZM255 123L258 125V128L260 127L259 125H261L259 122L257 123L256 121H255ZM264 122H262V124H263ZM247 125H249L250 126V124H248V123H246ZM110 125H112V123L110 124ZM252 126H254V125H252ZM261 126H263L264 127V124L263 125H261ZM103 127H105V126H103ZM106 127H108V126H106ZM255 127H256V125H255ZM262 127V128H263ZM262 130H264V129H262ZM264 132V131H263ZM224 136V135H223ZM223 136L222 135H220L219 137V139H222L223 138ZM222 137V138H221ZM247 153V152H246ZM249 153V152H248ZM248 153H247V155H248ZM250 154V153H249ZM252 154H254V153H252ZM249 155V157L250 158H252V157H254L255 156V158H260V160H261V163L260 164H262V167L264 166V163H262V161H264V157H262L261 158V156H257L258 154H256V155ZM245 157V155L244 154H242V156H241V154L239 153V158H241V159H243L244 157ZM252 156V157H251ZM243 157V158H242ZM246 158H248V157H246ZM249 158V159H250ZM253 159V158H252ZM259 160V161H260ZM197 161V160H196ZM261 169V168H260ZM261 170H263V169H261ZM228 171V170H227ZM264 171V170H263Z\"/></svg>",
  "mask_w": 264,
  "mask_h": 264
}]
</instances>
